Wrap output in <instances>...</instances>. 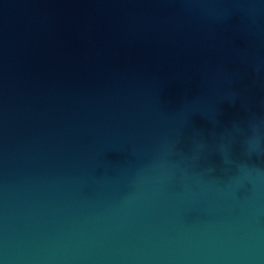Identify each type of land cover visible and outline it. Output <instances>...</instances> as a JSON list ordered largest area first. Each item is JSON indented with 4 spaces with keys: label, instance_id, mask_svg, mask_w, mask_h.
I'll return each mask as SVG.
<instances>
[{
    "label": "water",
    "instance_id": "1",
    "mask_svg": "<svg viewBox=\"0 0 264 264\" xmlns=\"http://www.w3.org/2000/svg\"><path fill=\"white\" fill-rule=\"evenodd\" d=\"M0 264H264V0H0Z\"/></svg>",
    "mask_w": 264,
    "mask_h": 264
}]
</instances>
